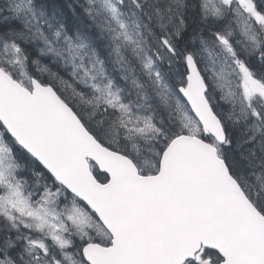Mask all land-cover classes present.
Here are the masks:
<instances>
[{"label":"snow or ice","instance_id":"1","mask_svg":"<svg viewBox=\"0 0 264 264\" xmlns=\"http://www.w3.org/2000/svg\"><path fill=\"white\" fill-rule=\"evenodd\" d=\"M0 264H264V0H0Z\"/></svg>","mask_w":264,"mask_h":264}]
</instances>
